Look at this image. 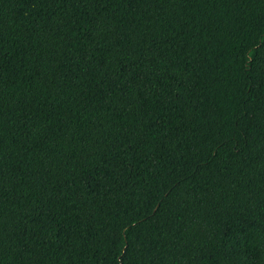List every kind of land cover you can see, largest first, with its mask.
Masks as SVG:
<instances>
[{
	"label": "trees",
	"instance_id": "trees-1",
	"mask_svg": "<svg viewBox=\"0 0 264 264\" xmlns=\"http://www.w3.org/2000/svg\"><path fill=\"white\" fill-rule=\"evenodd\" d=\"M0 264H264V0H0Z\"/></svg>",
	"mask_w": 264,
	"mask_h": 264
}]
</instances>
